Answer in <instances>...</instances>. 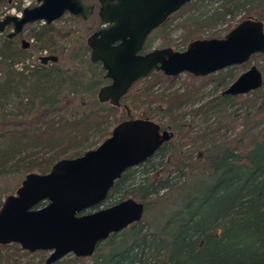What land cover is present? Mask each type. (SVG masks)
Returning a JSON list of instances; mask_svg holds the SVG:
<instances>
[{
	"label": "trees",
	"instance_id": "trees-1",
	"mask_svg": "<svg viewBox=\"0 0 264 264\" xmlns=\"http://www.w3.org/2000/svg\"><path fill=\"white\" fill-rule=\"evenodd\" d=\"M213 1L193 0L173 13L158 28L164 30L160 47L179 48L195 39L220 37L214 27L222 23L231 29L237 15L238 22L254 18L264 23V0H226L210 10ZM8 2L0 0V5ZM177 28L181 29L178 41L171 36ZM69 36L43 23L32 34L31 47L50 55ZM0 37V65L7 70L0 79V105L16 100L12 109L0 108V176L46 173L59 159L80 156L110 135L119 107L97 100L96 91L107 80L101 64L90 62L83 37L77 36L61 52L59 57L67 60L62 71L55 69L56 62L42 64L39 56L32 73H26V65L18 68L31 52L29 47L22 48V35L8 38L3 33ZM153 40L148 37L144 50L152 47ZM252 61L262 72L263 85L245 95L222 94L236 78L232 69L204 77L186 73L182 91L159 98L146 92L157 82L171 83L175 77L154 71L132 85L121 104L133 92L150 103L162 101L161 117L154 121L173 136L145 162L127 169L102 206L131 197L143 203V218L111 234L91 257L67 255L51 264H264V55L254 54ZM56 77L62 80L55 85ZM147 79L145 86H139ZM208 79L221 89L201 102L197 96ZM68 82L71 87L76 83L79 92V113L72 117L62 112L63 84ZM189 103L195 106L193 114L183 120L179 110ZM237 105H248V109L229 117L228 108ZM96 132L102 133L101 140L82 148ZM175 143L182 151L179 163H183L171 168L161 159L171 155ZM157 157L160 160L155 162ZM139 167L142 171L137 177ZM45 253H30L17 243L0 244V264H27L26 258Z\"/></svg>",
	"mask_w": 264,
	"mask_h": 264
},
{
	"label": "water",
	"instance_id": "water-1",
	"mask_svg": "<svg viewBox=\"0 0 264 264\" xmlns=\"http://www.w3.org/2000/svg\"><path fill=\"white\" fill-rule=\"evenodd\" d=\"M20 15L0 17V33L8 38L28 24H51L65 14L87 20L94 5L86 0H36ZM193 0H98L102 25L86 38L89 60L100 63L109 80L97 92L100 103L119 107L133 83L154 71L176 77L189 73L204 77L264 55V23L254 18L238 22L221 38L190 41L185 50L156 48L143 53L150 33L182 6ZM22 48L30 42L21 39ZM57 55L40 56L42 64L57 62ZM263 85L261 70L252 64L222 94L245 95ZM173 136L149 118L118 122L95 148L56 161L46 173L30 172L0 206V244L17 243L28 252L48 251L46 264L68 254L90 257L99 243L142 220L143 203L128 197L94 212L85 211L105 200L115 181L136 167ZM46 202L42 207L39 204Z\"/></svg>",
	"mask_w": 264,
	"mask_h": 264
},
{
	"label": "rangeland",
	"instance_id": "rangeland-1",
	"mask_svg": "<svg viewBox=\"0 0 264 264\" xmlns=\"http://www.w3.org/2000/svg\"><path fill=\"white\" fill-rule=\"evenodd\" d=\"M89 4L94 5V13L91 15V17L87 20H82V19H73L71 15L65 14L62 16L60 19L56 20L55 22L51 23L53 28L57 31H62L65 33H69L70 36L64 41V42H59V45L57 49L58 51H54L52 54L57 55L58 57L60 56L61 52L64 51L65 53V48L72 46V41L77 36H81L84 38V41H86V38L92 34L95 30H97L100 26V20L98 17V9H99V3L98 0H86ZM226 0H214L213 3H211L208 8L210 10L220 8ZM7 5V6H6ZM5 6L0 5V17H4L7 14H13V15H20L21 11L24 7H33L37 5L36 0H9V2ZM240 16L237 15V17L232 21L231 25L234 27L238 23V19ZM171 19V17L168 18V21ZM176 21V20H175ZM36 26L34 27H24L23 31L19 34L22 35V38L30 42L29 50L30 55L25 58V61L23 63L18 64V68H20L22 65H26L28 67L27 72H34L35 69L38 67L39 61V56L47 53V50H44L42 52L40 51H35L32 49L31 45L33 42L32 34L34 32L39 31L41 25L43 24L42 22H36ZM231 27V28H232ZM12 30V27L9 26L4 34L9 33ZM220 37H223L229 30L225 29V25L222 23L217 24L214 29ZM164 30L158 29L155 30L151 35L150 38L153 40L152 42V48L153 47H160L162 37L161 35L163 34ZM180 33L181 29L177 28L171 31V36L178 41L180 38ZM3 34V33H0ZM216 37V38H220ZM21 38V39H22ZM204 39V38H203ZM1 40V37H0ZM187 45H184L183 47L176 48L175 46H171L173 49L178 50V51H183L185 50ZM89 56V52H88ZM66 62L63 57H59L58 61L55 63V69L59 68L60 71L61 69H64L66 67ZM252 64H255L253 61L246 62L245 64L242 65H234L231 67L226 68L227 69H232V74L237 77L240 75L242 72L247 70ZM6 68L3 65H0V79L2 80L4 78V73L6 72ZM28 78L30 76H27ZM55 80V85L59 84L61 82V77L57 78ZM60 79V80H59ZM236 78L232 79L230 83H232ZM150 79L147 80H142L139 83V86H145V84L149 81ZM186 73H181L177 75L174 80L171 83L165 82V81H160L157 82L153 87L149 89L148 92H146L147 96L153 97H165L166 94L170 93L171 91L174 90H179L182 91L183 87L186 85ZM229 83V84H230ZM228 84V85H229ZM227 85V86H228ZM226 86V87H227ZM64 87V98H63V110L62 112L66 115H71L76 116L78 112V107L77 103L79 100V92H78V87L76 86V83L73 84L71 87L68 83L63 84ZM221 88L216 86L215 81L208 79L204 80L201 85V91L199 92L197 98H201L200 101H205L211 97H214L216 94H218L219 90ZM98 90V89H97ZM70 95L68 96V94ZM97 94V91H96ZM95 94V95H96ZM129 98L126 100L124 105H120L117 113V118L118 122L129 119V118H138V117H151L152 120H155V118H160L161 117V112L163 109V104L162 101H159L157 98V101L150 103L148 99H144V95L137 96L135 92L130 93ZM136 97V98H135ZM70 101L69 103L66 104V102ZM16 100L15 99H8L6 101H2V104L0 105V108H3L4 110L12 109L15 106ZM238 106V105H237ZM233 106L228 108L227 110V115L229 117H232L233 115H239L243 112H245L248 109V105H243L241 108L238 106ZM195 106H193L192 103L184 105L180 110H179V115L183 120H188L192 116V110ZM68 115V116H69ZM166 123V122H163ZM114 127V125H112ZM112 127V128H113ZM101 132H96L94 133L90 139L85 142V144L82 145V148L86 147H93L99 140H101ZM178 145L175 143V145L171 146V155H167L164 157L163 160L169 167H177L178 165H181L183 163L180 159L178 158L180 152L178 151ZM70 153V151L68 152ZM160 158L157 157L155 159V162L159 161ZM166 166V165H165ZM142 169L139 167V172L137 177H140ZM23 179V176H21L19 173H14V174H6L3 176H0V201H3L5 197L8 194H12L15 192L17 187L20 186V183ZM108 206V205H106ZM49 253L46 252L45 254H39L33 258H26L24 260L25 263L27 264H37L41 259H45L48 257ZM66 258V256H65ZM63 264H69L67 261Z\"/></svg>",
	"mask_w": 264,
	"mask_h": 264
},
{
	"label": "flooded vegetation",
	"instance_id": "flooded-vegetation-1",
	"mask_svg": "<svg viewBox=\"0 0 264 264\" xmlns=\"http://www.w3.org/2000/svg\"><path fill=\"white\" fill-rule=\"evenodd\" d=\"M174 13H175V12H174ZM171 15H172V14H171ZM171 15H170V16H171ZM170 16H169V17H170ZM169 17H168V18H169ZM168 18L166 19V21L168 20ZM166 21H165V22H166ZM165 22H164V23H165ZM164 23H163V24H164ZM160 26H161V25H160ZM160 26H159V27H160ZM101 27H102V25L100 24L99 28H101ZM159 27H158V28H159ZM99 28H98V29H99ZM158 28H156L155 30H157ZM155 30H153V31L150 33V35H151ZM150 35H149V36H150ZM149 36H148V37H149ZM148 37H147V39H148ZM147 39H146V41H147ZM146 41H145V43H146ZM145 43H144V46H145ZM144 46H143V50H142L143 53L148 52V51H151V50L156 49V48H162V47H153V48L151 47V48H149L148 50H144V48H145ZM169 47H171V46H169ZM145 78H146V77H145ZM103 79H104V78H103ZM142 79H143V78H142ZM105 80H107V79H105ZM109 82H110V81L107 80V83H106V84H108ZM133 84H134V83H133ZM104 85H105V84H104ZM131 87H132V86H131ZM98 90H99V89H98ZM129 90H130V89H129ZM129 90H128V91H129ZM97 92H98V91H97ZM127 93H128V92H127ZM127 93H126V94H127ZM126 94H125V95H126ZM119 107H120V106H119ZM138 118H141V117H138ZM117 123H118V122H117ZM117 123H116V124H117ZM116 124H115V125H116ZM115 125H114V126H115ZM161 130H163V128H161ZM117 180H118V179H117ZM115 182H116V181H115ZM113 186H114V185H113ZM17 188H18V187H17ZM110 190H111V189H110ZM110 190H109V191H110ZM108 193H109V192H108ZM107 195H108V194H107ZM106 198H107V196H106ZM106 198H105V200H106ZM105 200H104V201H105ZM104 201H102L99 205H97V206H95V207H93V208H91V209L85 211L84 213L94 212V211H96V210L104 209V208H106V207L111 206V205H108V206H102V203H103ZM41 204H42V205H41ZM45 204H46V202H42V203L39 204V207H42V206H44ZM119 232H120V231H119ZM112 234H113V233H112ZM110 235H111V234H110ZM110 235H109V236H110ZM107 239H108V238H107ZM107 239H106V240H107ZM99 244H100V243H99ZM99 244H98V245H99ZM98 245H97V246H98ZM96 248H97V247H96ZM25 251H26V250H25ZM95 251H96V249H95ZM45 252H48V251H45ZM30 253H31V252H30ZM48 253H49V252H48ZM94 253H95V252H94ZM49 254H50V253H49ZM68 255H73V254H68ZM48 256H49V255H48ZM66 256H67V255H66ZM73 256H74V255H73ZM75 257H76V256H75ZM90 257H91V256H90ZM47 258H48V257H47ZM47 258H46V260H47ZM63 258H64V257H63ZM63 258H62V259H63ZM83 258H88V257H83ZM60 260H61V259H60ZM57 262H58V261H57ZM55 263H56V262H55Z\"/></svg>",
	"mask_w": 264,
	"mask_h": 264
}]
</instances>
